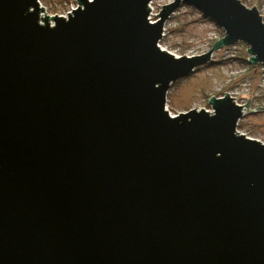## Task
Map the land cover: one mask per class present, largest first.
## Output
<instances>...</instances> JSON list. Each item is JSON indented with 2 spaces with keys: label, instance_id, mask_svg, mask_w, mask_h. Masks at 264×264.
Masks as SVG:
<instances>
[{
  "label": "water",
  "instance_id": "obj_1",
  "mask_svg": "<svg viewBox=\"0 0 264 264\" xmlns=\"http://www.w3.org/2000/svg\"><path fill=\"white\" fill-rule=\"evenodd\" d=\"M75 1L0 0V264H264V142L236 131L241 105L165 109L212 48L264 65L258 10ZM180 3L224 30L207 52L158 46Z\"/></svg>",
  "mask_w": 264,
  "mask_h": 264
},
{
  "label": "rangeland",
  "instance_id": "obj_2",
  "mask_svg": "<svg viewBox=\"0 0 264 264\" xmlns=\"http://www.w3.org/2000/svg\"><path fill=\"white\" fill-rule=\"evenodd\" d=\"M45 15L65 16L76 7L75 0H38ZM173 0H152L150 21L158 19L161 5ZM247 8L255 6L264 22V0H240ZM224 30L196 8L180 3L163 24L158 46L175 57L200 55L224 36ZM248 45L237 41L210 50V59L191 74L173 82L166 94L165 109L169 115L189 109L212 111L210 96L222 97L225 92L241 105L242 115L236 131L246 137L264 142V65L250 63ZM246 98H249L246 110Z\"/></svg>",
  "mask_w": 264,
  "mask_h": 264
},
{
  "label": "built area",
  "instance_id": "obj_3",
  "mask_svg": "<svg viewBox=\"0 0 264 264\" xmlns=\"http://www.w3.org/2000/svg\"><path fill=\"white\" fill-rule=\"evenodd\" d=\"M40 4V3H39ZM150 4H151V2L149 3V7H150ZM75 8V7H74ZM73 9V8H72Z\"/></svg>",
  "mask_w": 264,
  "mask_h": 264
},
{
  "label": "bare ground",
  "instance_id": "obj_4",
  "mask_svg": "<svg viewBox=\"0 0 264 264\" xmlns=\"http://www.w3.org/2000/svg\"><path fill=\"white\" fill-rule=\"evenodd\" d=\"M42 16H44V13L42 14Z\"/></svg>",
  "mask_w": 264,
  "mask_h": 264
}]
</instances>
